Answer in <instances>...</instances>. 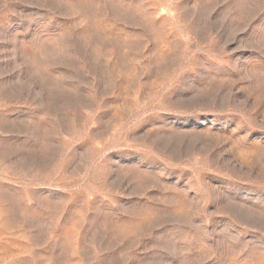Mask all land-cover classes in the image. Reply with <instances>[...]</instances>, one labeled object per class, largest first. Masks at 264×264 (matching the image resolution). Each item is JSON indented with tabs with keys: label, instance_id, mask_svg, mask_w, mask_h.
I'll list each match as a JSON object with an SVG mask.
<instances>
[{
	"label": "rangeland",
	"instance_id": "1",
	"mask_svg": "<svg viewBox=\"0 0 264 264\" xmlns=\"http://www.w3.org/2000/svg\"><path fill=\"white\" fill-rule=\"evenodd\" d=\"M0 264H264V0H0Z\"/></svg>",
	"mask_w": 264,
	"mask_h": 264
}]
</instances>
